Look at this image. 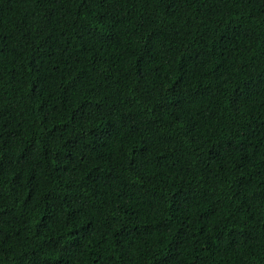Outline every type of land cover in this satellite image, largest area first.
<instances>
[{"label":"trees","instance_id":"16d2710c","mask_svg":"<svg viewBox=\"0 0 264 264\" xmlns=\"http://www.w3.org/2000/svg\"><path fill=\"white\" fill-rule=\"evenodd\" d=\"M0 264H264V0H0Z\"/></svg>","mask_w":264,"mask_h":264}]
</instances>
